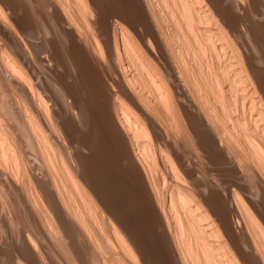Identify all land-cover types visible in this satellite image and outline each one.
<instances>
[{
	"label": "bare ground",
	"instance_id": "1",
	"mask_svg": "<svg viewBox=\"0 0 264 264\" xmlns=\"http://www.w3.org/2000/svg\"><path fill=\"white\" fill-rule=\"evenodd\" d=\"M242 259L264 264V0H0V264Z\"/></svg>",
	"mask_w": 264,
	"mask_h": 264
},
{
	"label": "rangeland",
	"instance_id": "2",
	"mask_svg": "<svg viewBox=\"0 0 264 264\" xmlns=\"http://www.w3.org/2000/svg\"><path fill=\"white\" fill-rule=\"evenodd\" d=\"M85 95H86V94H85ZM107 148H108V147H107ZM103 149H106V147H104ZM108 149H109V151H110V148H108ZM108 149H106L107 151L102 150V151H104L107 155L104 153L105 156H103V155H102L103 152H101L100 157H101L102 159H100L101 161L99 160L101 163L104 162L103 164H104L105 166H104L103 164L101 165L100 162H99L98 164L95 163V164H94V169L97 170V168H95V167L100 168V169H98V172H99V170H101V168H103L104 170L102 169V171H100L99 173H100V174L103 173L104 176L107 175L106 177H107L109 180H107L104 184L107 183L108 185H110V184H111L110 179L112 180V179L114 178L115 181H118V180H120V181L122 180V181H123V179H126V178H124L125 176H124V172H122V171H123V170H122V167L120 166L119 168H116L115 165H117V164H115L113 161L110 162V160H112V153H111V151H110V154H111V156H110ZM107 152H108V153H107ZM108 154H109L110 159H109V162H106V163H105V161H108V158H109V157H108ZM106 156H107L108 158H107ZM106 158H107V160H104V159H106ZM103 160H104V161H103ZM112 162H113V163H112ZM107 163H108V164L110 163V165L112 164V167H113V168H114V166H115L114 169H116L118 172H117L116 170H115V171L113 170L112 172H109V171H110V168H111V170H112V167H111L110 165H108ZM99 164H100V165H99ZM100 166H101V167H100ZM103 166H104L105 168H104ZM106 166H107V168H108L109 170H106ZM109 166H110V167H109ZM117 167H118V166H117ZM120 168H121V170H120ZM103 171H104L105 173H104ZM120 171H121V172H120ZM106 172H107V173H106ZM113 172H114V173H113ZM112 173H113V174H112ZM116 173H118V174H116ZM119 173H120V174H119ZM108 174H110V175H108ZM101 175H102V174H101ZM112 175H114V176H112ZM120 175H121V176H120ZM122 175H123V176H122ZM108 176H109V177H108ZM110 176H111V177H110ZM116 177H117V178H116ZM122 178H123V179H122ZM117 179H118V180H117ZM114 180H112V181H113V183L115 184V186H114L113 183L110 185V186H112V188H115V187H116L115 189H120V187H119L120 185H123V186H121V188H123V187L126 185V184H124V183H125L124 181H123V182H122V181H121V182L118 181V182H117L118 184H117L116 182H114ZM109 181H110V183H108ZM125 181H126V180H125ZM126 182H128V181H126ZM119 183H121V184H119ZM107 184H106V185H107ZM117 185H118V187H117ZM128 197H129V198H128ZM131 197H132V195H126V198L129 199V200H127L126 198H124V199H126V201H128V203H126L124 200H123V201L126 203V209H127V208H130L129 210L131 211V213H134V214L137 215L138 213H137V210H136V208H137V207H136V203H135V201L132 202L131 199L134 200V197H132V198H131ZM121 199H122V198H121ZM129 201H130V202H129ZM129 203H130V204H129ZM127 205H128V206H127ZM131 205H132V206H131ZM133 205H135V206H133ZM135 207H136V208H135ZM132 208H133V209H132ZM129 210H128V211H129ZM134 210H136V211H134ZM130 211H129V212H130ZM132 211H133V212H132ZM147 239H149V238L147 237ZM154 261H155V260H153V262H154Z\"/></svg>",
	"mask_w": 264,
	"mask_h": 264
},
{
	"label": "snow or ice",
	"instance_id": "3",
	"mask_svg": "<svg viewBox=\"0 0 264 264\" xmlns=\"http://www.w3.org/2000/svg\"><path fill=\"white\" fill-rule=\"evenodd\" d=\"M118 2L123 5V0H118ZM240 7H245V10H246L245 4H240ZM194 131H195V129H194ZM242 261H243V264H259L258 259H255V260H253V259L243 260L242 259Z\"/></svg>",
	"mask_w": 264,
	"mask_h": 264
}]
</instances>
